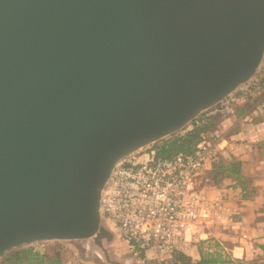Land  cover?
I'll return each mask as SVG.
<instances>
[{
	"label": "water",
	"instance_id": "95a60500",
	"mask_svg": "<svg viewBox=\"0 0 264 264\" xmlns=\"http://www.w3.org/2000/svg\"><path fill=\"white\" fill-rule=\"evenodd\" d=\"M263 57L264 0H0V258L113 240L98 209L114 165Z\"/></svg>",
	"mask_w": 264,
	"mask_h": 264
},
{
	"label": "built area",
	"instance_id": "2783aa9c",
	"mask_svg": "<svg viewBox=\"0 0 264 264\" xmlns=\"http://www.w3.org/2000/svg\"><path fill=\"white\" fill-rule=\"evenodd\" d=\"M227 99L212 109L223 108ZM149 148L114 165L101 190L98 211L102 224L107 228L109 223L113 228L107 229L118 233L134 256L150 249L157 262L165 264L195 241L207 240L203 236L209 230L226 228L236 221L230 204L237 181L226 178L229 187L212 195L213 186L202 180L204 172L219 163L222 150L208 132L189 154L158 158ZM244 192L241 188L240 193ZM165 255L167 260L161 261Z\"/></svg>",
	"mask_w": 264,
	"mask_h": 264
},
{
	"label": "crops",
	"instance_id": "0c3cea01",
	"mask_svg": "<svg viewBox=\"0 0 264 264\" xmlns=\"http://www.w3.org/2000/svg\"><path fill=\"white\" fill-rule=\"evenodd\" d=\"M249 112L240 116L234 114L229 119L221 118L218 129L214 131L213 126L208 131L212 132V140L222 148L219 152L222 164H240L238 176H232L237 185L233 186L230 204L236 212V221L226 228L217 226L209 230L203 236L207 240L195 241L187 247L183 253L192 264L200 260V250L211 254L214 250L220 253L224 250L237 260L246 259L249 253L264 257L258 248L264 245V118L252 121L255 114ZM233 125L236 126L232 130ZM229 183L228 179H222L217 185L211 184V194L216 195ZM241 188L244 193H240ZM142 258L140 256L139 260Z\"/></svg>",
	"mask_w": 264,
	"mask_h": 264
},
{
	"label": "trees",
	"instance_id": "16d2710c",
	"mask_svg": "<svg viewBox=\"0 0 264 264\" xmlns=\"http://www.w3.org/2000/svg\"><path fill=\"white\" fill-rule=\"evenodd\" d=\"M253 92H257V96H253ZM254 93V94H255ZM253 97V99H251ZM227 101L230 107L235 106L234 114L240 116L246 111L254 113L252 121L264 118V69L257 79L243 85ZM241 101V102H240ZM218 107V106H217ZM238 107V108H237ZM213 120L211 110L196 118L186 129L172 134L168 138L162 139L150 146V150L154 151L158 158H168L176 154H189L193 145L208 132V125ZM238 162H230L223 165L221 160L214 165L211 173L213 184L217 185L222 179L232 177L239 174ZM258 248L264 253V245ZM200 260L196 264H227L229 258L222 256L220 252L211 254L199 251ZM264 260V257H263ZM0 264H62L59 252L39 253L34 252L32 248H20L6 255ZM82 264V263H81ZM165 264H192L190 258L184 253L173 254Z\"/></svg>",
	"mask_w": 264,
	"mask_h": 264
},
{
	"label": "rangeland",
	"instance_id": "374dc122",
	"mask_svg": "<svg viewBox=\"0 0 264 264\" xmlns=\"http://www.w3.org/2000/svg\"><path fill=\"white\" fill-rule=\"evenodd\" d=\"M263 69H264V57H263L260 67L258 68V70L256 71V73L254 74V76L249 82L257 79V77L261 74V71ZM243 85L239 86L238 89L243 88ZM235 92H233L231 95H233ZM254 93L255 92H253V96L254 95L257 96L256 95L257 92L255 94ZM251 99H253V97ZM235 106L237 105H233V107H229L228 102L225 101L222 103L223 108H217L216 110L212 109L211 111L213 113V120L208 125V131H210L211 127L213 126H214L213 130L214 131L217 130L220 124L221 118L229 119L231 116H233L235 108H236ZM235 126L236 125H233L232 130L233 128H235ZM208 134L211 135L212 132H209ZM219 159L221 160L220 156H219ZM212 177L213 176H212L211 170H209V171H205L201 178L202 180L207 179L208 181L206 184L211 185L213 184ZM227 186L224 185L223 188ZM106 226L107 228H111V229L113 228L109 223H106ZM114 234H113L114 236L113 240L109 242H105L103 241V239H99L100 241H97L96 239L98 237H96L92 241H90V243L85 242V241H62V242L49 241V242H39V243L30 244V245H24V246L18 247L16 249H13L7 252L2 258H0V263L2 262L3 258L6 255H8L9 253L15 250H18L20 248H32L34 252H39V253H44V252L53 253V252L58 251L62 264H81V263L82 264H117V263L118 264H148V263L149 264H159L152 250L150 249L142 250L140 256H142L144 260L148 262V263H144L143 260L142 261L141 259L139 260V257H136L133 255V253L127 248L126 243L120 239V237L118 236V233L115 232ZM212 252H213L212 254L217 253V251L215 250ZM220 254L222 256H225L226 258H229L230 261L227 262V264H264L263 257L255 253H252V254L249 253L246 259H243V260L233 259L232 254L224 250H222V253ZM167 257L168 255L162 256L161 261H164V260L166 261Z\"/></svg>",
	"mask_w": 264,
	"mask_h": 264
},
{
	"label": "flooded vegetation",
	"instance_id": "af4514ba",
	"mask_svg": "<svg viewBox=\"0 0 264 264\" xmlns=\"http://www.w3.org/2000/svg\"><path fill=\"white\" fill-rule=\"evenodd\" d=\"M97 241H100L99 238L96 239Z\"/></svg>",
	"mask_w": 264,
	"mask_h": 264
}]
</instances>
